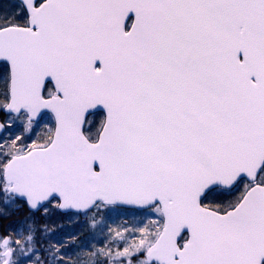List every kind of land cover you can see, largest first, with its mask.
<instances>
[{
    "label": "snow or ice",
    "instance_id": "6c2138e0",
    "mask_svg": "<svg viewBox=\"0 0 264 264\" xmlns=\"http://www.w3.org/2000/svg\"><path fill=\"white\" fill-rule=\"evenodd\" d=\"M22 210L0 264H264V0H11L0 221Z\"/></svg>",
    "mask_w": 264,
    "mask_h": 264
},
{
    "label": "trees",
    "instance_id": "16d2710c",
    "mask_svg": "<svg viewBox=\"0 0 264 264\" xmlns=\"http://www.w3.org/2000/svg\"><path fill=\"white\" fill-rule=\"evenodd\" d=\"M24 218V213L23 210L21 211V213L19 215H15L13 217H11V219L8 220H3L0 221V226L7 228L10 225L12 227H18L19 226V221L23 220ZM50 223H55L57 225V227L59 228V230L64 233V234H69L73 231L79 232L83 229V227H81V225L75 224V223H69V221L66 219L63 222H61L59 219H57L56 221H52ZM63 223V227L60 228V224ZM87 235V233H85V236ZM81 239H84V236H81Z\"/></svg>",
    "mask_w": 264,
    "mask_h": 264
},
{
    "label": "rangeland",
    "instance_id": "374dc122",
    "mask_svg": "<svg viewBox=\"0 0 264 264\" xmlns=\"http://www.w3.org/2000/svg\"><path fill=\"white\" fill-rule=\"evenodd\" d=\"M0 2H4L3 0H0ZM6 2H4V4H5ZM78 225H81V227H83L84 226V223H83V221H81L80 222V224H78ZM98 230H102V226H98Z\"/></svg>",
    "mask_w": 264,
    "mask_h": 264
},
{
    "label": "flooded vegetation",
    "instance_id": "af4514ba",
    "mask_svg": "<svg viewBox=\"0 0 264 264\" xmlns=\"http://www.w3.org/2000/svg\"><path fill=\"white\" fill-rule=\"evenodd\" d=\"M4 1L6 2V0H4ZM1 10H3V8Z\"/></svg>",
    "mask_w": 264,
    "mask_h": 264
}]
</instances>
